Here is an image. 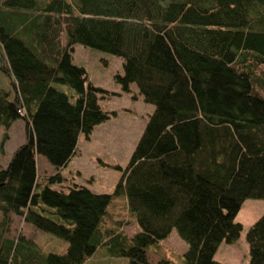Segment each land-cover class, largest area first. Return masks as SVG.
Segmentation results:
<instances>
[{
  "label": "trees",
  "instance_id": "1",
  "mask_svg": "<svg viewBox=\"0 0 264 264\" xmlns=\"http://www.w3.org/2000/svg\"><path fill=\"white\" fill-rule=\"evenodd\" d=\"M76 45L119 58L114 82L153 106L126 165H105L120 172L110 193L61 173L79 139L116 117L102 105L116 94L73 62ZM0 69L11 86L0 127H25L0 167V264H84L100 248L150 264L173 229L187 245L175 264H222L242 203L264 200V0H0ZM38 155L52 173L39 174ZM10 215L65 250L6 237ZM244 238L248 264H264V214Z\"/></svg>",
  "mask_w": 264,
  "mask_h": 264
},
{
  "label": "rangeland",
  "instance_id": "2",
  "mask_svg": "<svg viewBox=\"0 0 264 264\" xmlns=\"http://www.w3.org/2000/svg\"><path fill=\"white\" fill-rule=\"evenodd\" d=\"M67 1L72 3V0ZM72 58L74 63L86 68L93 84L109 93L116 94V96L107 97L102 102L105 110L116 111V117L95 127L88 141L79 139L78 156L70 161L69 166L62 173L66 178L64 183L65 186L73 183L85 184L93 192L110 193L120 172L105 165L119 164L123 167L126 165L153 106L143 102L140 97L138 100H132L131 96L123 93L120 86L114 82L113 75L117 71L120 72L121 60L119 58L80 45L74 47ZM0 88L11 89L9 79L1 69ZM61 88L66 90L65 86ZM4 132L7 134V139L3 141ZM24 141L25 127L22 120H15L7 130L0 127V146L2 145L0 165H6L13 152ZM37 168L40 175L42 173L47 175L53 171L51 165L40 155L37 157ZM263 214V199L244 200L235 216V221L242 225V231L234 243L220 245L214 255V260L222 264H248L249 252L244 238L245 232ZM135 231H137L135 223L126 229L129 236ZM18 235L34 242L41 254L62 253L67 245L63 239L36 230L28 224H23L20 218L10 215L5 236L15 240ZM159 243L164 250V256L163 258L158 257L155 254V245H150L147 252L150 264H175L178 257L176 254L181 255L187 247L174 229L166 239ZM168 260L171 263H168ZM127 261L125 257H111L105 249L100 248L84 264H127Z\"/></svg>",
  "mask_w": 264,
  "mask_h": 264
},
{
  "label": "crops",
  "instance_id": "3",
  "mask_svg": "<svg viewBox=\"0 0 264 264\" xmlns=\"http://www.w3.org/2000/svg\"><path fill=\"white\" fill-rule=\"evenodd\" d=\"M138 100V98L136 99ZM78 156V152L75 154V156L71 159L73 160L74 158H76ZM70 164V163H69ZM6 165H0V167H5ZM69 166V165H68ZM61 173H64V172H61ZM63 175V174H62ZM77 184H80V183H77Z\"/></svg>",
  "mask_w": 264,
  "mask_h": 264
}]
</instances>
